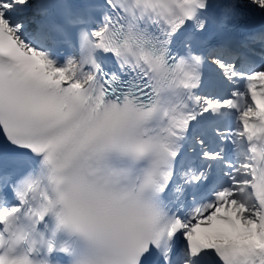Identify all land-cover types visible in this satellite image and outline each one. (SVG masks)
<instances>
[{"label": "snow or ice", "instance_id": "obj_1", "mask_svg": "<svg viewBox=\"0 0 264 264\" xmlns=\"http://www.w3.org/2000/svg\"><path fill=\"white\" fill-rule=\"evenodd\" d=\"M0 264H264V0H0Z\"/></svg>", "mask_w": 264, "mask_h": 264}]
</instances>
